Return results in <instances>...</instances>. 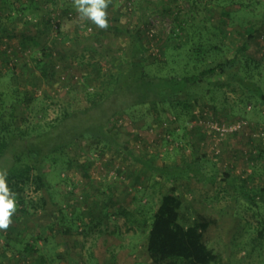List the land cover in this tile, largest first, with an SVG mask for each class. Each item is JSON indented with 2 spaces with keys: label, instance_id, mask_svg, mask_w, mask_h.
<instances>
[{
  "label": "rangeland",
  "instance_id": "374dc122",
  "mask_svg": "<svg viewBox=\"0 0 264 264\" xmlns=\"http://www.w3.org/2000/svg\"><path fill=\"white\" fill-rule=\"evenodd\" d=\"M190 5V0H112L109 27L102 30L81 20L72 0H0V91L19 83L29 92L18 105V128L27 130L33 122L53 120L61 112L62 100L83 105L85 91L95 90L104 80L98 74L127 66L129 37L115 26L142 30L150 57L147 63L155 69L151 57L163 58L162 38L177 16L189 13ZM197 5L194 25L202 29L204 22L213 20L225 30V39L218 30L215 39L225 44L226 58L236 54L248 22H264V0H197ZM201 31L212 41L214 32ZM251 45L246 60L242 57L224 73L190 87L197 100L194 120L175 122L170 113L139 106L111 123L117 143H125L121 150L85 139L75 147L78 155L70 169L66 171L59 158L47 167L50 194L76 222L68 235L55 228L56 215L48 200L43 209L14 214L10 227L0 230V264H41L40 258L44 264H69L65 248L74 264H152L140 220L152 213L160 194L171 185L166 169L187 163L217 180L213 184L185 178L175 182L184 203L182 221H191L199 213L215 220L205 239L224 264H264V235L260 242L250 239L264 227V201L256 198L254 206L240 194L243 183L250 188L264 185V135L251 137V130L264 132V102L255 91L259 86L264 92V59L257 44ZM42 47L51 53L49 62L58 76L53 82L40 80L38 72L25 64ZM182 50L189 48L173 53ZM211 57L215 59V53ZM170 65H175L172 59ZM247 82L252 87L246 88ZM212 118L219 124L242 119L247 126L218 135L207 127ZM24 190L27 200L46 195L33 186ZM70 222L68 218L65 224ZM44 237L48 242L40 245ZM27 243L37 251L27 253ZM252 244L255 247L248 254Z\"/></svg>",
  "mask_w": 264,
  "mask_h": 264
},
{
  "label": "trees",
  "instance_id": "16d2710c",
  "mask_svg": "<svg viewBox=\"0 0 264 264\" xmlns=\"http://www.w3.org/2000/svg\"><path fill=\"white\" fill-rule=\"evenodd\" d=\"M190 1L189 13L177 16L170 33L162 38L163 58L151 57L155 60L151 63L156 66L155 69H151L150 63H147L149 56L146 55L147 46L142 30L134 25L115 26L116 31L125 32L129 37L127 66L125 68L115 66L105 74H98L104 80L95 90L85 91L83 105L75 106L67 99L62 100L61 112L53 120L43 123L33 122L31 128L27 130L18 128V105L28 99L29 92L22 90L19 83L12 85L9 90L0 91V169L7 170L8 186L16 193V215H27L30 209L33 211L43 209L49 201L56 215L54 227L68 235L76 219L68 217L67 212H63L61 204L50 194L47 167L54 165L59 158L65 165L66 171L70 169L78 155L75 147L85 139L102 142L105 148L112 146L116 150H121L125 147V143H117L111 123L121 114H126L139 106H146L154 113H170L175 122L181 119L184 122L194 120L196 116L193 108L197 100L192 97L190 87L202 81H210L215 74L224 73L226 68L246 60L245 55L248 54L243 40L245 39L249 44L250 40L255 39L254 27L260 29V38L264 35L262 33L264 22H248L251 23L250 27L243 28L241 35L243 40L235 51L236 54L232 58H226L223 51L225 44L215 39L216 30L222 33V40L225 39V30L214 25L213 20L209 24L203 20L205 28L202 29L194 25L193 17L198 5L197 0ZM223 8H225L224 13H228L227 6ZM201 30L214 32L212 41H209L208 34H202ZM186 46L189 48L188 51L173 53L176 49H183ZM87 49L94 51L91 47ZM213 53L215 59L211 57ZM219 54L222 57L216 58ZM178 55L180 59L177 61ZM50 57V51L42 47L39 53L29 58L30 62L25 64L38 72L40 80L53 82L58 80V76L52 71ZM171 59L175 63L174 66H169ZM240 82L243 83V78ZM249 86L252 87L251 82L246 83V88ZM255 91L264 102V92L259 86H256ZM259 130L262 131L261 128ZM260 156L261 151L255 157ZM166 170L168 171L166 180L171 185L167 187L166 192L160 194L152 213L140 220L142 231L146 234L145 247L150 262L152 264H224L221 254L209 246L205 239L206 232L215 220L208 214L199 213L191 221H182L184 203L175 184L181 178L213 184L217 176L203 174L200 169L190 166L189 163L181 167H168ZM25 186H33L35 191L44 190L46 195L38 200H27ZM242 186L240 194L247 202L256 206V198L264 201V185L250 188L245 187L243 183ZM68 218L71 222L65 224ZM48 228L52 233V225ZM263 230L264 227L257 229V235L250 238L251 241L260 242L264 235ZM34 242L36 245L39 239L36 237ZM47 242V237H44L40 240V245H45ZM254 247V244L249 247L248 254ZM25 250L30 253L37 251V248L34 244L27 243ZM56 255L58 258L59 254ZM65 256L69 264H74L67 248H65ZM40 259L41 264H44L42 258Z\"/></svg>",
  "mask_w": 264,
  "mask_h": 264
},
{
  "label": "clouds",
  "instance_id": "9594fccd",
  "mask_svg": "<svg viewBox=\"0 0 264 264\" xmlns=\"http://www.w3.org/2000/svg\"><path fill=\"white\" fill-rule=\"evenodd\" d=\"M112 0H72L78 17L90 21L97 28L107 30L108 7ZM8 172L0 169V230L6 231L17 211L16 193L8 186Z\"/></svg>",
  "mask_w": 264,
  "mask_h": 264
},
{
  "label": "built area",
  "instance_id": "2783aa9c",
  "mask_svg": "<svg viewBox=\"0 0 264 264\" xmlns=\"http://www.w3.org/2000/svg\"><path fill=\"white\" fill-rule=\"evenodd\" d=\"M154 30L151 28L149 30L150 34L153 32ZM247 122L242 120V119H238L232 122H225L223 124H219L217 121L215 122V120L209 119L208 123H207V127L212 130L214 133L218 134V135H225L226 133H236L238 131H241L245 126H246ZM264 132H262L261 130H253L251 132V137H257V136H263Z\"/></svg>",
  "mask_w": 264,
  "mask_h": 264
},
{
  "label": "crops",
  "instance_id": "0c3cea01",
  "mask_svg": "<svg viewBox=\"0 0 264 264\" xmlns=\"http://www.w3.org/2000/svg\"><path fill=\"white\" fill-rule=\"evenodd\" d=\"M253 23H255V22H253ZM259 34H260V29H258V27H254L255 39L250 40L251 43H249V44L247 43V41H245V39L243 41L245 42L246 48L249 49L250 51H252V49H253L251 44L253 43V46H255L254 44H257L256 48L258 50H260V53H261L260 55L264 59V44L263 45L261 44V39L263 38V36L260 38L261 34H260V36H259ZM246 36H247V34H246ZM246 36H245V38H246ZM258 42L260 44H258ZM254 52H255V50H254ZM257 54H259V53H257ZM252 56H254V55H252Z\"/></svg>",
  "mask_w": 264,
  "mask_h": 264
}]
</instances>
